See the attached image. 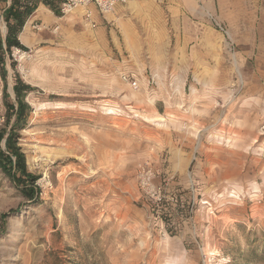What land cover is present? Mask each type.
Returning <instances> with one entry per match:
<instances>
[{"label": "rangeland", "instance_id": "obj_1", "mask_svg": "<svg viewBox=\"0 0 264 264\" xmlns=\"http://www.w3.org/2000/svg\"><path fill=\"white\" fill-rule=\"evenodd\" d=\"M34 12L6 73L38 189L0 164V264H264V0Z\"/></svg>", "mask_w": 264, "mask_h": 264}, {"label": "trees", "instance_id": "obj_2", "mask_svg": "<svg viewBox=\"0 0 264 264\" xmlns=\"http://www.w3.org/2000/svg\"><path fill=\"white\" fill-rule=\"evenodd\" d=\"M45 3L57 15H61L60 11L54 6L53 0H46ZM36 8V0L31 4L27 3L26 0H24V3L23 0H12L5 16L8 28L6 38L4 39L0 33V73L5 82L4 98L8 115L6 121L8 128L0 130V141L5 138L6 144V150L0 145V164L29 200L34 199L38 189L37 177L27 167L26 156L19 145V131L27 125L28 117L32 111V107L27 101V96L37 89L25 82L19 73L16 72L13 85L15 101L11 99V95L7 91L6 52L11 53L13 47L25 48L19 39V34ZM12 66L14 68V61H12ZM12 212H14V209L0 214V217L5 220Z\"/></svg>", "mask_w": 264, "mask_h": 264}, {"label": "built area", "instance_id": "obj_3", "mask_svg": "<svg viewBox=\"0 0 264 264\" xmlns=\"http://www.w3.org/2000/svg\"><path fill=\"white\" fill-rule=\"evenodd\" d=\"M35 0H26L27 3L31 4ZM59 8L61 14L65 15L69 12L75 11L77 9H82L83 16L87 23L92 27H96L97 22L94 18V13L98 12L101 15H106L112 12L115 7L120 3H126L128 0H59ZM43 3L46 0H39ZM12 0H6L4 8L1 9V19L4 20L6 16V11L10 7ZM24 3V0H23ZM6 21V20H5ZM34 28L41 29V26L36 24Z\"/></svg>", "mask_w": 264, "mask_h": 264}, {"label": "crops", "instance_id": "obj_4", "mask_svg": "<svg viewBox=\"0 0 264 264\" xmlns=\"http://www.w3.org/2000/svg\"><path fill=\"white\" fill-rule=\"evenodd\" d=\"M36 2H37V8H36V12H38L39 14H43V13H45V11H46V9L47 10H50L51 8H50V6H48V5H46V3H41V2H39V0H36ZM53 2H54V6H56V8L58 9L59 8V4H60V1L59 0H53ZM120 4H123V3H120ZM120 4H118L117 6H119ZM116 6V7H117ZM49 7V8H48ZM115 7V8H116ZM52 10V9H51ZM53 11V10H52ZM35 13V12H34ZM33 15V14H32Z\"/></svg>", "mask_w": 264, "mask_h": 264}, {"label": "bare ground", "instance_id": "obj_5", "mask_svg": "<svg viewBox=\"0 0 264 264\" xmlns=\"http://www.w3.org/2000/svg\"><path fill=\"white\" fill-rule=\"evenodd\" d=\"M3 32H6V26L5 25L3 26Z\"/></svg>", "mask_w": 264, "mask_h": 264}]
</instances>
